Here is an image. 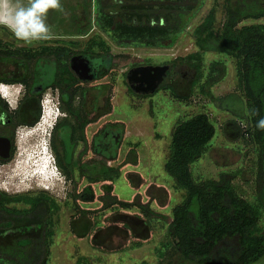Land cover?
<instances>
[{
  "label": "rangeland",
  "instance_id": "rangeland-1",
  "mask_svg": "<svg viewBox=\"0 0 264 264\" xmlns=\"http://www.w3.org/2000/svg\"><path fill=\"white\" fill-rule=\"evenodd\" d=\"M68 1L69 4L61 7L63 15L60 19H63L64 13L66 18H70V14L75 10L73 6L78 7L77 2L82 0ZM243 2L253 8L264 7V0ZM192 3V10L178 14L181 31L165 44L157 46L118 44L110 32H105L97 26L94 0L90 29L84 35L68 34L55 23L52 27L49 26V39L33 41L32 44L26 45L17 40L6 27L0 26V41L14 47L55 45L69 39L85 42L91 37L100 38L108 44L114 56L113 69L106 77L89 85L93 86V92L96 91L94 88L97 84L107 83L110 86L107 93L110 94L111 108L108 114L88 125L87 135L90 137L107 121L122 124L123 134L116 158L107 162L108 165L119 168L120 172L118 178L112 180V194L127 202H132L138 197V201L149 209L148 215L138 207L122 209L114 205L102 209L103 203L99 199L103 194L101 184L108 182L103 180L91 185L95 195L92 202H73V183L56 179L57 172L47 161L44 170L48 178H44L42 173L39 174L49 186L48 192L56 198L58 209L49 218L54 233L50 255L45 264H199L182 256L176 249L174 240L168 235L172 208L182 201L185 192L176 188L174 180L164 168L174 126L179 120H185L198 113H206L209 116L215 126V135L204 154L191 164L193 178L197 181L217 179L221 172H234L236 177L233 184L242 197L253 204L259 203V198L263 199L258 181L261 146L251 135L253 128L250 112L244 93L238 85L235 59L217 51H207L202 54L199 71L186 62L178 61V58L200 50L195 42L194 29L211 9L215 11L214 30H219L225 19V0H195ZM111 10L116 11L118 8ZM72 20L78 22L77 19ZM46 23L49 25V20H46ZM251 23H264V16L259 19H247L240 25ZM216 61L220 62L217 66L221 70L220 79L202 90L210 65ZM139 63H174L177 70L174 79L168 77L165 81L171 89L161 88L147 96L131 92L125 72ZM13 69L15 70L13 65L0 61V74ZM13 87L4 84L1 89L5 98L14 105L12 99H15L17 94L13 96V91H10ZM51 93L52 90L48 89L42 97L49 98ZM53 115L54 111L49 112L47 120ZM40 125L37 131L44 134V128L49 123H45L42 118ZM31 134L35 133L29 131L28 127L21 126L16 134V159L4 166L0 165V190L8 194L39 190L28 189L31 188L29 186H37L34 180L38 174H35L32 165L26 161L36 157L41 147L44 146L45 150V145L36 148ZM80 149L81 146L77 148L78 151ZM45 157L49 160L48 153ZM95 159L99 158L95 156ZM9 166L13 169L9 170ZM76 184V189L80 190L84 183L77 181ZM11 206L25 208L27 205L21 202ZM79 207L89 212L81 213ZM42 219L20 218L12 227L0 228V250L15 249L17 240L27 237L31 243L21 252L25 255L38 253L43 234ZM259 225L264 231V205L261 207ZM0 264L11 263L0 261ZM252 264H264V255Z\"/></svg>",
  "mask_w": 264,
  "mask_h": 264
},
{
  "label": "trees",
  "instance_id": "trees-1",
  "mask_svg": "<svg viewBox=\"0 0 264 264\" xmlns=\"http://www.w3.org/2000/svg\"><path fill=\"white\" fill-rule=\"evenodd\" d=\"M193 1L195 0H94L96 24L105 32H110L120 45L138 43L157 46L165 44L181 31L178 14L192 10ZM77 3L78 7L73 6L75 10L70 14V18H66L64 13L63 19H60L63 15L61 8H50L46 17L49 26L58 23L68 34H86L90 29L93 0ZM60 4L62 7L69 4V1L60 0ZM113 8L118 10H111ZM263 16L264 7H250L243 0H225V19L221 28L214 30L215 11L211 9L194 29L195 42L200 50L180 57L178 61L186 62L199 71L204 52L217 51L235 59L238 85L244 93L250 112L253 128L251 135L261 146L258 181L259 192L264 199V130L256 127L257 121L264 117V23L240 25L247 19H259ZM72 19H77L78 22L64 28L63 26L69 24ZM62 44L14 47L0 41V61L15 67V70L0 74V81L28 83L30 68L36 81L50 76L49 81L55 83L54 86L58 85L62 93L87 92L89 88L74 87L76 77L69 68V56L75 48L83 45L88 46L89 50L94 47V54L109 52L110 47L104 40L95 37L85 42L69 39ZM78 52L88 53V50ZM219 63H211L202 90H205V86L208 88L219 81ZM199 78L200 75L197 80ZM109 88L108 84H103L98 92L107 93ZM163 88L171 89L169 85ZM106 104L105 112L111 108L108 102ZM214 135L215 126L206 113L179 120L173 128L164 168L174 180L176 188L185 193L182 201L172 208L168 235L174 240V245L182 256L199 264H252L264 255V231L259 225L263 199L259 198V203L253 204L242 197L233 184L236 177L234 172L225 171L221 172L217 179L197 181L193 178L190 168L191 164L204 154ZM70 154V149L67 148L66 160L70 159ZM60 165L65 167L62 161ZM63 170L68 177L72 175L70 168ZM96 173L94 172L95 176ZM101 173L105 179L110 180V183L102 186V209L114 205L122 209L138 207L149 214V209L138 201V197L132 202H127L112 194V180L118 178L119 168L109 166ZM94 179L97 181V177ZM72 196L75 200L79 198L76 193ZM88 199H91V196ZM21 202L30 207L11 206ZM57 209L58 205L45 194L32 197L26 194L10 195L0 191V228H10L20 218H43L39 252L32 255L22 253L21 250L31 243L29 238L22 237L17 240L15 249L0 250V261L11 264H45L50 255L54 233L49 218ZM79 211L89 212L83 208H79Z\"/></svg>",
  "mask_w": 264,
  "mask_h": 264
},
{
  "label": "flooded vegetation",
  "instance_id": "flooded-vegetation-1",
  "mask_svg": "<svg viewBox=\"0 0 264 264\" xmlns=\"http://www.w3.org/2000/svg\"><path fill=\"white\" fill-rule=\"evenodd\" d=\"M61 44L62 43L55 45L60 46ZM87 47L88 46L83 45L79 48H75L74 52L68 59L69 68L76 77L74 87L89 88L87 92L80 93L77 91L74 94L69 92L62 93L58 85L54 86L55 83L49 81L50 76H47L48 78L44 80L39 79L36 81L30 68L28 70V77L30 78H28V83L0 81V86L1 84H6L11 87L14 86L11 91H13V96L15 93L17 94L15 99H12L15 103L14 105L9 99H4L3 95L0 96V138H5L8 141L3 142V146L1 147V152L6 154V157H2L0 155V165L4 166L7 163L12 161L14 162L18 146L16 140L17 131L21 126L28 127L29 131H33L35 133L31 134V139L33 140L36 148L38 146L40 147L42 144L45 145L46 143L48 146V150H44V146L43 148L41 147V150H37L38 153L36 155H38L41 151V153L44 154H42L43 156H46V153H51L53 164L57 172L56 179H62L63 181H68L71 184L73 183L72 195L75 193L79 194V198L75 200L72 196V201L74 202L79 200L83 203L92 202L95 199V195L91 188L92 184L100 182V180L108 181L101 184L102 189L103 185L110 183V180L105 179L101 171L110 166L107 162L116 158L117 149L119 148L123 134L122 124L107 121L103 124V126H101V128L91 134L90 137L87 135L88 125L97 122L102 116L110 112H105V108L107 106V102L110 105L111 99L110 94L98 92L103 84H97L96 86L98 88H95V92H93V86H90L89 84L106 77L113 69L114 62V56L111 54V50L109 52H104L103 54H94V47H91L90 50ZM83 49H87L88 53L78 52V50ZM76 56H80V58L87 60L90 67L88 76H91V79L80 78L75 70L72 69L71 59ZM148 65L154 64L139 63L130 67L128 70ZM154 66H156V64ZM159 66H166V70L162 82L154 93L163 88V86L167 85L165 81L168 77L174 79V74H176L177 71L174 63H163L159 64ZM128 70L125 72V77ZM152 74L153 71L147 75L138 73L135 80L137 84L141 83L145 85L155 77V75ZM128 88L131 92H133L130 89L129 84ZM48 89L52 90L50 97L43 98L42 95ZM133 93L141 96H147L136 92ZM50 100H52V105L49 104ZM7 103L10 106H8ZM53 105L56 108L54 111L55 113L47 120L49 125L47 127L44 126L45 133L42 134L37 130L41 127L40 124L44 116L43 111ZM35 119L36 121H34ZM32 121H34V123L31 124L30 122ZM79 146H81V149L78 151L77 148ZM67 148H69L71 152V157L68 160H66ZM115 152L116 154H114ZM95 156L99 159H95ZM60 161L65 164V167L60 165ZM8 168L9 170L13 169L11 166ZM64 168L71 169L72 175L70 177L65 174L63 170ZM96 171H99V173H96ZM1 172L2 170L0 169V173ZM94 172L96 173V176ZM35 177L36 179L34 181L36 182L37 188L35 186H29L31 188L28 189H39L38 192H30V190H27L22 194L32 197H39L45 194L52 198L57 204L56 198L48 192L49 186L41 179L40 174L35 175ZM94 177H97V181ZM77 181L84 183L82 184V188L80 190L76 189ZM90 196L91 199H88ZM29 207L30 206L27 205L25 208Z\"/></svg>",
  "mask_w": 264,
  "mask_h": 264
},
{
  "label": "clouds",
  "instance_id": "clouds-1",
  "mask_svg": "<svg viewBox=\"0 0 264 264\" xmlns=\"http://www.w3.org/2000/svg\"><path fill=\"white\" fill-rule=\"evenodd\" d=\"M50 8L60 9V0H0V26L6 27L17 40L23 41L26 45L32 44L33 41L47 40L51 35L50 27L46 23ZM2 85L4 84H1L0 91L5 98L3 89H1ZM49 104L52 105V100ZM55 110L53 105L46 108L44 114L47 116L49 112ZM256 127L264 130V117L257 121ZM45 150H48L47 143ZM48 155L47 159L55 170L51 153Z\"/></svg>",
  "mask_w": 264,
  "mask_h": 264
},
{
  "label": "water",
  "instance_id": "water-1",
  "mask_svg": "<svg viewBox=\"0 0 264 264\" xmlns=\"http://www.w3.org/2000/svg\"><path fill=\"white\" fill-rule=\"evenodd\" d=\"M71 67L75 70L77 75L82 79H91V76H88V72L90 71V67L87 63V60L84 58H80V56L73 57L71 59ZM166 66L159 65H148L143 67L132 68L128 70L126 73V78L129 84L130 89L133 92L140 93L142 95L153 94L159 87L162 82L163 76L165 74ZM152 75H155L149 82L144 84H137L136 75L138 73L147 75L152 72ZM3 142H8L5 138H0V155L6 157V154L1 152V147L3 146Z\"/></svg>",
  "mask_w": 264,
  "mask_h": 264
},
{
  "label": "bare ground",
  "instance_id": "bare-ground-1",
  "mask_svg": "<svg viewBox=\"0 0 264 264\" xmlns=\"http://www.w3.org/2000/svg\"><path fill=\"white\" fill-rule=\"evenodd\" d=\"M76 21H74V20H70L68 23L69 24H67V25H64L63 27L64 28H67L69 25H71V26H73L74 25V23H75ZM44 112V111H43ZM43 119H44V122L46 123V121H47V117H46V115H44L43 116ZM42 152V151H41ZM40 152V153H41ZM43 153H41L40 155L38 154L36 157H32V158H28V160L26 161L28 164L30 163L32 166L31 167H33L34 168V172H35V174H39V173H42V176L44 177V178H48L47 177V172L44 170L45 168H46V164H47V161H49V160H46V157L45 156H43L42 155ZM36 158H38L37 160H35ZM35 160V161H34ZM34 161V162H33ZM34 165V166H33ZM48 171V170H47ZM34 174V175H35ZM50 174H52V173H50Z\"/></svg>",
  "mask_w": 264,
  "mask_h": 264
}]
</instances>
